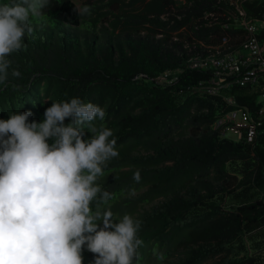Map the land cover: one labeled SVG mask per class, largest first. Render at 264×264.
Returning <instances> with one entry per match:
<instances>
[{"label": "trees", "instance_id": "obj_1", "mask_svg": "<svg viewBox=\"0 0 264 264\" xmlns=\"http://www.w3.org/2000/svg\"><path fill=\"white\" fill-rule=\"evenodd\" d=\"M3 3L11 0H0ZM174 4L87 0L84 7L90 13L79 15L74 0H49L42 15L30 19L32 31L22 50L8 57V77L0 81V119L30 110L29 122H43L53 102L74 97L101 106L105 117L92 126L113 131L109 139H116L119 155L107 162L96 182L110 199L105 203L98 194L90 207L93 212L110 208L116 222L125 215L140 221L139 264H204L217 256L224 257L215 264H262L264 124L251 145L220 139L211 124L235 107L247 108L257 119L264 86L235 87L215 97L186 94L188 88L207 85L213 78L210 72L188 69L170 86L154 84L152 80L163 73L184 66L186 51L171 41L170 32L186 25L198 38L223 33L219 25L205 27L207 20L194 29L199 18L218 12L215 0H187L176 12L181 20L167 27L160 16L172 11ZM86 18L92 33L88 39L66 31ZM101 21L105 26L98 34ZM159 32L163 37L155 39ZM13 70L21 75L13 76ZM223 97L232 98L235 106L225 104ZM64 123H71V118ZM82 127L84 139H90L89 125ZM246 153L258 169L237 187L250 184L252 192L243 189L236 196L240 204L227 209L226 195L235 179L227 164ZM136 171L139 183L133 179ZM82 255L84 264H94L96 254L86 245ZM174 256L176 261L167 260Z\"/></svg>", "mask_w": 264, "mask_h": 264}, {"label": "clouds", "instance_id": "obj_2", "mask_svg": "<svg viewBox=\"0 0 264 264\" xmlns=\"http://www.w3.org/2000/svg\"><path fill=\"white\" fill-rule=\"evenodd\" d=\"M48 4H0V81L8 77V57L22 50L32 31L30 19ZM76 10L90 13L88 7ZM12 75L21 74L13 70ZM32 116L29 110L0 119V264H84L85 245L96 254L94 264H139L140 221L125 215L116 222L110 208L93 212L90 207L98 194L105 203L110 199L96 182L119 155L116 139H109L113 131L92 126L104 119V109L74 97L53 102L43 122H29ZM85 124L93 134L88 140ZM133 179L140 182L139 171Z\"/></svg>", "mask_w": 264, "mask_h": 264}, {"label": "built area", "instance_id": "obj_3", "mask_svg": "<svg viewBox=\"0 0 264 264\" xmlns=\"http://www.w3.org/2000/svg\"><path fill=\"white\" fill-rule=\"evenodd\" d=\"M245 1L239 0L238 4L233 6L231 0H215L218 12L206 14L194 23L195 31L199 30L198 22L201 20L208 21L204 23L205 27L219 25L223 31L220 36L211 34L207 38H198L186 25L170 32L171 41L181 43L186 51L184 66L167 71L152 82L156 85L170 86L177 81L178 75L184 69H188L210 72L213 78L207 85L200 83L195 88H188L186 94L197 93L199 96L215 97L220 96L222 91L235 87L264 86V13L258 17L248 16L243 6ZM174 2L175 7L172 11L160 16V19L168 24L167 27L173 25L175 19L181 20L182 15H177L176 12L183 10L187 5V0ZM228 9L235 10L236 16L231 17ZM217 14L223 16L222 22H217ZM170 16L173 20H170ZM232 30L239 33L232 34ZM162 37V32H159L155 39ZM140 77L141 75L135 79ZM222 100L228 106H235V101L230 97H223ZM259 102L262 103V107L257 119L252 118L247 108L235 107L213 121L212 131L223 140L253 144L258 129L264 124V94L260 96Z\"/></svg>", "mask_w": 264, "mask_h": 264}, {"label": "rangeland", "instance_id": "obj_4", "mask_svg": "<svg viewBox=\"0 0 264 264\" xmlns=\"http://www.w3.org/2000/svg\"><path fill=\"white\" fill-rule=\"evenodd\" d=\"M87 0H74V3L76 4L77 7L79 8H84V3ZM239 0H231V3L233 6H235V4H238ZM244 8L249 10L248 16L250 15V17H258L259 14H263L264 13V0H246L245 3L243 4ZM177 10V9H176ZM227 12L230 14L231 17H235V10L233 11V9H228ZM217 22H220V18L223 17L221 14H217ZM214 23L215 21L212 20ZM89 24L88 19H83V21L80 23V25L76 26V27H66L68 32H70L72 35H76L79 39L81 40H85L88 39L91 36V32H88L89 28L87 27ZM101 25H104L103 22L101 21L100 24H98L96 33H99V30L101 28ZM42 28V27H41ZM188 36V35H187ZM236 40V39H235ZM102 41V40H101ZM214 41H216L214 39ZM103 43V41L101 42ZM189 45H187L188 47ZM250 155L248 153L244 154L243 157H241V159L236 160V161H232L231 163L227 164V172L230 174V176H234L235 179L233 185L228 188V191H230L231 193L227 194V202L224 203L225 208L229 209V208H233V205H239L240 202H238L236 200V196L238 194H240V192L245 189L248 188L251 191V185L250 184H244L243 186L237 187V185L239 184V182L242 181H246V177L249 176V174L251 173V176H253L258 169V165L257 162H253L250 159ZM143 191V189H142ZM228 193V192H227ZM254 199H256V196L254 197ZM160 200V199H159ZM157 201L153 202V205L156 203ZM151 205H147L146 208H149ZM224 256H217L215 258L209 259L207 260L204 264H215L217 262H220L221 259H223ZM168 261H176L175 256L168 258Z\"/></svg>", "mask_w": 264, "mask_h": 264}]
</instances>
